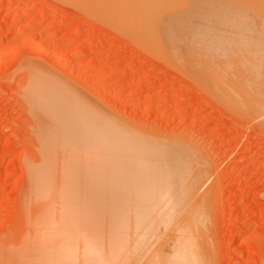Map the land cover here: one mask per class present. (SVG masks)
<instances>
[{"label":"rangeland","instance_id":"obj_1","mask_svg":"<svg viewBox=\"0 0 264 264\" xmlns=\"http://www.w3.org/2000/svg\"><path fill=\"white\" fill-rule=\"evenodd\" d=\"M230 1L233 3L231 8L233 7L234 10L233 8L232 10L234 12L240 10L241 13L242 8L237 6L240 3L237 4V0L235 3L233 0ZM233 5L238 8L236 7V9ZM232 10L231 13H233ZM231 13V16L224 14L228 21L237 15L238 21L240 18L241 22H238L235 17V23L253 25V30L256 28L255 33L262 32L263 34L259 33L260 38H258L259 35L256 33L258 36H255L258 41L253 32L252 35L249 34L251 35L249 36L250 39L244 35L243 37L249 39L251 45H247L249 41H243L242 44L240 40L242 37L238 40L232 36L233 33L227 34L228 37L231 35V38L236 39L231 40L230 37L228 39L229 50L227 49L226 55L230 56L229 53L232 52L234 55L230 59L234 58V61H232L233 59L230 60L232 63L229 64L225 62V65L226 67L229 66L227 68L229 70L232 69V66H236L232 71H229L225 69L226 67H222L224 63L222 66L218 64L219 66L217 65L218 67H213V69L200 62L196 63L197 66L188 64L193 62H187L188 65H183L184 62L179 64L172 61L173 64L169 58L162 57L163 55L157 51L150 50L139 39L136 40V37L121 30L122 28H116L117 25L115 27L114 24L109 23L110 21H105L106 18L103 20V17L99 18V15L91 14L86 8L71 0H0V241H5L1 244L4 246L6 243L8 247L5 246L11 251L14 262H17L15 264H23L24 262V264H35V262L42 264V261L45 264L41 257L42 254L39 252L40 255H35V250L32 251L33 245L36 244L33 241H36L37 238L32 240L31 232L28 233L29 236L27 234L29 230H35L33 224L31 228L30 223H33V220L28 213V202L25 201V198L29 190V175L36 169L37 172L45 175H53V189L59 191L62 189L61 192L70 189L71 192L73 191V197L77 191L85 189L88 193L92 191L97 196L96 198L92 193L88 196L85 192L84 197L87 196L89 200L82 197L83 199L79 200L85 199V201L77 205V196L74 197L76 198L75 203H71L79 207H83L84 203L86 206L90 205L88 208L96 206L95 204L98 206L112 205L111 194L114 192H117L118 199H116L117 201L114 200L113 205H120V207L127 205L136 208L134 214L138 216L140 212L148 208L165 206V199L160 195L161 190L154 186L148 176L137 173L133 169L131 171L120 167L104 170L105 175H103L101 183L96 184L97 186L95 183L91 184L92 188L94 186V191L88 181L85 183L86 181L83 179L84 182L79 183L80 179L74 178L78 173L77 171H80L78 170L79 166L75 162H71L72 160L75 161L74 156L72 155L73 157L70 158L72 160L67 158L70 156H67L69 154L66 150L68 147L62 149L64 144L60 147L61 140L57 133L54 132V129L53 132L50 131L46 120L38 111L34 99L27 94L26 73L29 74L34 68L36 69L34 71L40 70V72L51 75L54 81L63 82L65 86L75 92H73L75 95L77 94L80 98L81 96L84 97L82 99H86V103L89 102L88 104L97 110L99 108L98 111H102V113L100 112L101 115L104 113L107 119L110 118V121L114 119L112 122L118 121L116 124L120 125L119 128L127 129L126 131L133 137L147 140L158 146L162 145V147L167 145L166 147L176 146L179 150L180 147L184 148L186 151L185 154L183 150L184 154L182 155L185 156L183 158H186L184 159V167L187 166L186 168L189 169L187 171L189 175L199 170V180L203 182H199L201 190L193 200V204L204 195L201 205H205V212L208 213V216L207 213H204L207 217L205 218L206 221L202 218L204 214H200L201 211H196L198 221L195 220V225L198 224L196 222H199L197 232L204 231L203 233L208 235V240H206L208 242L205 244V251H207L205 255L208 258H204L206 257L205 252H202L205 248V246H202L203 249L201 247L203 242L201 245L199 244L203 236L206 239V235L202 233L203 236L200 235L201 238L198 240L199 234L197 233L198 236H196L199 255H203L202 258L200 257L202 263L264 264V121L260 117H256L254 110V107L258 106L261 100L259 104L256 101L258 105L250 104L252 101L255 102V96L258 97L261 94V88L256 79L262 78L261 83L263 84L261 86L264 85V71H255L259 67L260 70H264L261 69V66L264 65V57L262 56L264 55V13L259 15L248 11L245 15L242 13L241 15L239 12L236 15ZM250 14L254 17H249ZM221 15L223 16V14L216 16L220 17ZM243 18L247 20V23L245 20L242 21ZM231 21L233 23L234 19ZM244 27L253 31L251 26L245 25ZM249 30L247 31L249 32ZM253 39L256 41L251 42ZM233 41L237 43L241 41L240 44L245 46L242 51L244 47H239L240 45L235 42L239 49L241 48L240 57L239 49H236L238 47ZM231 43L234 45L233 47L231 45L230 48ZM216 45L219 46L218 43ZM252 45L253 49H251ZM246 51L248 55L245 53ZM252 53L253 55H251ZM248 56H252L255 60L252 58L250 61ZM235 59H241V61L237 62ZM239 65L240 70H237ZM252 65L256 68H252L254 67ZM243 66L245 70L240 72L244 68ZM200 67L203 69L200 72L197 70L200 75L206 70L208 71L206 74L213 70L211 79L208 76L205 77L206 80L210 79L209 82L203 80L205 72L203 77L196 73L195 69L201 70ZM262 67L264 68V66ZM218 70L221 73L226 70L231 73L235 70L236 74H234L235 72L230 74L233 79H237L235 77L237 74V76L240 73L247 74L250 80L244 75H240V77H245L248 82L250 81V85H253L252 81L255 80L256 88L246 87L244 84L247 81L244 79V82L241 81L240 77L236 80V83L239 84L236 89H242L240 88V80L243 87L245 86L242 91H246L244 89L253 91V93L252 91L248 92L249 97L246 96L252 101H246L245 96V100L240 97V95L243 96L242 94L246 95V92L242 93L240 90L238 92L236 90L238 94L240 92L239 95H235L236 99L239 98L242 102L235 101V97H233L229 105L230 96L226 104L229 96L227 92L235 80L229 84L228 78L229 82L233 79L230 81L229 76L226 78V74L229 73L225 72L226 74L222 75L227 80V85L223 78L218 75L220 73ZM250 74H252V79ZM218 78H221L224 83ZM214 79L221 80L220 83L223 84V87L224 85L227 87V89L224 87V91L222 86L220 87L223 94L227 90L224 94L225 98L220 92L219 98H217V91L219 90L217 85L220 84L213 85L212 83L216 82ZM212 80L214 81L211 82ZM209 86L212 90L217 87V93L215 91L211 93ZM229 91V93H233L232 89ZM251 93L252 96H250ZM222 97L226 99L224 102L221 101ZM260 98L259 96L257 99ZM236 102L238 104L246 102L244 106L243 104L240 105L242 107L239 106L240 109L243 107L244 109L240 111ZM232 105H235L234 108L231 107ZM261 106L256 107L257 112ZM46 143L48 144L47 147ZM48 148L52 151H48ZM141 148L139 144L133 145V149L137 150L139 154L144 153ZM187 148L191 149L193 159L197 160V167L193 166L196 162L194 163L189 157L190 152ZM62 156L65 157L62 161L63 165L57 162L59 158L61 161ZM191 160L193 164L189 162ZM55 162L57 163L55 164ZM67 162L70 165H66ZM64 165L70 168L72 165L73 168L66 170ZM191 166L193 167L191 168ZM58 175L64 176V178ZM77 175V178L81 176L79 173ZM105 177L106 180H104ZM71 194L70 196H72ZM80 194L83 192L79 193L78 198L81 197ZM91 196L94 200L96 199L95 202L90 198ZM88 201L89 203L86 204ZM85 205L84 207H86ZM89 236L95 237V239H90ZM96 239H103V241H96ZM106 239L109 240L106 235H99L98 238V234L96 236L90 234L86 244L91 246L92 250L97 249L94 250L97 253V251H102L98 249L102 248L101 244L107 242ZM28 240L30 241L27 242ZM31 240L32 243H30ZM95 241L98 242L97 247L95 245L93 248L92 245L96 243ZM99 242L103 243L99 244ZM108 242L109 246L103 245V252L105 249V252L107 250L111 252V249H115L114 243H110V240ZM31 244H33L32 247ZM27 246L30 247L29 250ZM81 248L80 244L75 250H71L67 254L72 258H77L78 255L79 260V253L85 252V250H80ZM35 249L37 250L36 247ZM114 251L116 252V250L111 252L113 257ZM73 252H76L75 256ZM69 255L66 259L69 257V260L72 261ZM109 255L108 258L111 259ZM37 256H39L38 259H36ZM40 258H42L41 262ZM87 262H90V256Z\"/></svg>","mask_w":264,"mask_h":264},{"label":"bare ground","instance_id":"obj_2","mask_svg":"<svg viewBox=\"0 0 264 264\" xmlns=\"http://www.w3.org/2000/svg\"><path fill=\"white\" fill-rule=\"evenodd\" d=\"M71 1L75 2L77 5L83 8H86V10L91 12V14H95V15L97 14V16L99 15V18L103 17L102 18L103 20L106 18L105 21H110L109 23L114 24L115 27L117 25L116 28L119 29L122 28L121 30H124V32H128V34H131V36L136 37L135 38L136 40L139 39L144 44V46H146L150 50L157 51L158 53L163 55L162 57L166 56L167 59L169 58V60H171V63L174 62L181 64L184 62L183 65L184 64L186 65L187 62H193L192 64L191 63L188 64L197 66L198 64L196 63L200 62L209 68L210 67L212 69L213 67L217 68L219 65L222 66L223 63L224 65L227 62H228L227 64L232 63L230 61L232 59H233L232 61H234V58L230 59V57L234 55L232 54V52L231 53L228 52L229 54H231L230 56L226 55L227 54L226 51L228 49V44H229L228 42L229 37L231 40H233L234 38L240 39V37L246 39V40H243L242 38L240 39L243 44L244 42L249 41L250 39L249 36H251L253 33L254 36L255 35L258 36L259 33H262V32L259 33L256 32L258 34L257 35L254 31L256 28L254 30L252 28L253 25L245 24V23L237 24L238 22H241V19L239 18L238 21V17H236L237 16L236 14L238 12L240 13V10L234 12L233 11L234 8L232 7L233 10L231 8L233 3H231L232 1L230 0H71ZM240 1L237 0V4L240 3L237 6L242 8L241 11L242 14L245 15L247 11L255 15L264 13V0H240ZM233 2L235 3L236 1L233 0ZM237 6L234 7L236 8ZM231 10L234 13V15H236L235 17L237 18L238 21L237 23H235L236 21L235 17H233L234 21L232 23L231 20L233 19H230V21H228V19L224 16V14L230 15ZM215 14L216 15L223 14L224 17L222 15L219 17L216 16ZM249 17H254V16H251L250 14ZM245 19L243 18L242 21ZM245 21L247 23V20ZM243 25L244 26L248 25V27L251 26V29L253 31L249 30ZM246 29L249 30V32ZM230 33L236 34V35L232 34L234 38L233 37L231 38V35H229V37L227 36V34ZM244 35H246V37L249 39L243 37ZM256 36L255 38L258 41L260 35L258 38ZM254 39L251 42L256 41ZM241 41L239 42L241 43ZM233 42L235 44L236 41ZM216 43H218L219 46L216 45ZM240 43L237 44L240 45L239 47H244L242 48L243 51L245 49V46L241 45ZM237 44L235 45L238 47ZM231 45L232 43L229 46L230 48ZM247 45H251L250 41ZM239 47L236 49H239ZM240 49L238 51V53L240 52L239 57L241 55ZM251 49H253V45ZM247 51L245 53H247L248 55ZM251 55H253V53ZM236 56L238 55L236 54ZM259 56L260 54L258 55V57ZM262 56L264 57V55ZM249 58L251 61L253 57L250 56ZM236 61L237 62L241 61V59ZM224 65L222 67L225 68L226 65L225 66ZM262 66L261 69H264ZM222 67L220 69H222ZM228 67H226L225 69H227ZM235 67L232 66V69ZM203 68L204 70H206L205 67ZM252 68L255 69L256 67L254 66ZM259 68H257V70L255 69V71H264V70H260ZM200 69L201 70L196 68L195 69L196 73L197 70L199 72L203 70L201 67ZM232 69L231 70L227 69V70L232 71ZM243 69L245 70V67L242 68L240 72H243ZM34 70L36 69L34 68ZM34 70L31 72L29 71L30 72L29 74H27L28 72L26 73L27 94H29L34 99L33 101L35 102V105L38 111L40 112V114L46 120V123L50 131L53 132L54 129L55 130L54 132L57 133V136L61 140L60 147L62 146V144L65 145L64 148L62 149L68 147L66 149L68 150L69 153L67 156L69 155L70 156L67 158L70 159L71 157L74 156L73 158L75 161H73L72 159L70 160H72L71 162H75L79 166L78 170L80 171L77 172L81 176L77 178L78 173H76V177L74 176L75 179L77 180L80 179L79 183L81 181L84 182L85 180L86 181L85 183H87L88 181L90 183L89 185L95 183V186H97L96 184L101 183L103 175H105L103 173L104 170H112L120 167L122 169L131 170V171L133 169L137 173L148 176L150 180H152V183H154V186H157V188L161 190L160 195H162L165 199V206L148 208L140 212L139 216L134 214L136 208L127 205H125L124 207H120V205H113L114 200L118 199L117 192L114 191H113L114 193L111 194V198L113 200L112 205L103 206L104 205L103 204L102 206L101 205L98 206L97 204H95L96 206H93V204L91 203L93 207L88 208L90 207V205L86 206L84 203L86 207H84V205L82 204L81 205L83 207L81 206L79 207L76 205L85 201V199L81 201L83 199L82 197H84L85 195L84 193L87 192L85 191V189H83V191H77V193L83 192V194H80L81 196L80 198H78L79 193L78 194L76 193L77 195L74 194V197L77 196L76 199L73 197V193H72L73 191L71 192L70 189L66 191L68 193L70 191L69 194L64 191L61 192L62 189L60 191L53 189L54 188L53 175H49V174L45 175L43 173L37 172L38 170L36 169V171L31 172V174L29 175V180H28L29 190L25 198V201L28 202V207H27L28 213L31 219L33 220V223L32 222L30 223L31 228L34 225V229H35L34 231L33 229L31 231L29 230L27 234L31 232V237L33 238L32 240L37 238L36 241H33V243L36 242V244L35 245L31 244V247L32 245L34 246L32 251L35 250L36 252L35 255H40L39 254L40 252L42 254L41 257L45 261V264H54V263L58 264V261L59 264H78L79 261H80L79 264H111V262L112 264H204L202 263L203 261H201L203 255L202 256H200L201 254L199 255L198 252L199 249L196 243V236H198L199 234L197 238L198 240L199 238H201L200 235L204 231L198 233L197 227L199 222H196L198 224L195 225V220L198 221L197 220L198 218L196 219V213H197L196 211L197 210L199 212L201 211L200 214L207 213L205 212V208H204L205 205L204 204L201 205V200L204 197V195H202L203 196L202 198L200 197V199H197L196 201L197 203L194 201L195 203L193 204V200L201 190L199 182L202 181L199 180L200 177V174L198 172L199 170H196L194 173L189 175V173L187 172L189 169L186 168L187 166L184 167V161H185L184 159H186L183 158L185 156H182L185 151L184 148L180 147L181 149L183 148L182 149L183 153H182L180 151L181 149L179 150L176 146L166 147L167 145L165 143L166 146L162 147V145L158 146L147 140L144 141L142 139L133 137V135H130V133L126 131L127 129L124 130L119 128L120 125L118 126L116 124V122L118 121L112 122V120H114L112 119L113 117L111 118L112 120L110 121V118L107 119V116H105L104 113L103 115H101L102 111H100L101 112L100 113L98 111L100 110L99 108L97 110V108L89 105L88 104L89 102L86 103V99L85 100L82 99L84 97L81 96L80 98L78 97L77 94L75 95L74 94L75 92L72 91L71 88L70 90L67 86H65L63 82L61 83L60 80L58 79H55L58 81H54L51 75L40 72V70L37 71ZM227 70L225 72H228L229 74H226L225 72L221 73V71H219L221 75L220 73L219 74L216 72L215 73L221 76L222 78H223L222 74L225 73L226 78H228L229 76L231 81L233 78L231 77L230 74L234 73L235 70L234 72L231 73ZM237 70H240V65ZM209 71H211V69ZM212 71L209 72V74H206V72H208L207 70L204 71L205 72L204 77H203L204 72L201 75L199 72L198 73L201 77H203L204 81L209 82L210 79L212 78ZM249 71L252 72V70L250 69ZM216 74L214 75L218 77V75ZM234 74H236V72ZM237 75H235V77L239 79L240 75L243 76L244 74L240 73L239 76ZM250 75L252 79V74ZM206 76H208L210 79L207 77V79L209 80H206L205 78ZM244 76L248 77L247 74ZM237 79L234 78L231 82H229V78H228L229 84H231L235 80L234 83L235 85L233 84V86L235 87L234 90L232 85H231L232 87L229 86L230 89L228 88L229 90L232 89L233 91V93L231 92L232 94L229 93L230 92L229 90L228 92L227 90L225 91L224 94H226V92L227 94H229L227 100L224 99L225 95L221 92L222 90L220 91L221 86H222L221 88H223V91L227 89L225 85L224 87L226 88L224 89L223 84L220 83L222 79L219 81L214 79L216 80V82L214 80L211 81V82L214 81L212 83L213 85L215 84L216 85L220 84V85H217L219 86L218 91L216 90L217 89L216 86H214L216 87V89L213 87L215 90H212L211 86H209L211 89L210 92L211 93L212 91H215V93L218 92L217 98H219V95L222 93L224 98L222 97L221 101L224 102V100H226V104L230 96H231L230 98L231 100L228 102V104L232 102L233 97H235L234 98L235 101L238 100L241 101L238 97H237L238 99H236V96L240 94V92L239 94L237 93L240 89L239 90L236 89L237 85L239 87V84L236 83ZM240 79L241 81H243V79L244 81L246 80L245 77L242 78L240 77ZM223 80L225 82L227 81L224 78ZM223 80L221 82H223ZM248 80H250L249 77ZM241 81L239 80V83L241 85L240 88H242L240 91L242 93L246 92V95L241 93L243 96L240 95V97H243L244 99L246 96L249 97L247 94L249 91L251 92L252 90L248 89L247 91V89H244L246 91H242L243 88H245V86L246 87L252 86L256 88L254 83L255 80L252 81L253 85H250L249 83L250 81L248 82L246 80L247 82H245L246 84H244L245 85L244 87L241 84ZM256 81L259 84L258 86L261 88V94L259 95L261 98L257 99L259 96L258 97L255 96V102H254L246 97V101L251 100L252 101V103H250L251 105L254 103L255 105H258L261 100L262 104L260 103L259 105H262L263 107L261 106L257 112L256 107H259L258 105L254 107L255 108L254 110L257 115L256 117L258 118L260 117L261 120L264 121V109H263L264 85L263 87L261 86V84H263L261 83V81H263L262 78L256 79ZM247 83L249 84L248 86ZM252 93L250 96H252ZM256 101H258V104H256ZM241 102L240 104L236 102V106L238 107V109H240L239 106L243 104ZM245 103L246 102H244V104ZM234 106L232 105L231 107L234 108ZM241 109L243 110L244 107ZM121 128L123 127L121 126ZM134 144H139L142 147L141 149H143L144 153L139 154L137 150L133 149ZM47 146L48 144L46 145V147ZM49 150L51 149L48 148V151ZM190 150L188 149L189 152ZM61 151H65V150H61ZM66 152L67 151H65V153ZM190 155L189 157L193 160L194 163L195 162L196 163L193 164L192 160L189 162H191L193 166L194 165L196 166L197 160L193 159L194 156L192 157V155L191 156ZM64 158L65 157L61 158V161L59 158V161L57 162H60V164L63 165L64 163L62 164V161L64 160ZM57 162H55V164ZM65 164L67 165L69 163L67 162ZM187 165L190 164L187 163ZM193 166H191V168ZM71 167L73 168L72 165ZM196 167L194 168V170L196 169ZM72 168L67 166L65 167L66 170H70V169L72 170ZM93 171H100V172L95 173ZM68 175L70 176V174ZM133 175H137V174H133ZM58 176L64 178V176H60V175ZM104 180H106V177ZM92 189L94 191V186ZM91 193L87 192L86 195L89 196V194ZM70 194L72 196H70ZM92 195H94L97 198L95 194L92 193ZM92 197L93 196H91L90 198ZM84 198H86V200L87 199L89 200L87 196H85ZM75 199L76 201H78V203H76V205H73L71 202H74ZM88 203L89 201L86 202V204ZM206 210L208 211L209 209ZM202 216H203L202 218H204L203 220L207 221V219H205L207 218L205 217V214ZM94 233H96V235L98 234V238L99 235H106L111 241L110 243H114L115 249H111V252L113 250H116V252L114 251L115 252L114 257L113 255H111V252H109L108 250L107 251L109 253L106 251L107 254H104L106 253L105 248L103 252L102 249L103 245L109 244L108 242L109 240L107 239L106 240L108 244L107 242L105 244H101L103 242H99L102 248H99L98 250H102V251H97V253L96 251L94 252V250L97 249L92 250L90 248L91 246H88L86 244L88 235L92 234L93 236H96L94 235ZM203 235L206 234L203 233ZM28 236L27 238L29 239ZM207 236L208 235L205 236L206 239H204V236L202 237L205 240V243L203 239L199 241L200 245L202 244L201 242H203L204 244V245L202 244L201 247L205 246L204 249L202 247V249L204 250V251L202 250V252H205L204 255L207 253V251H205L206 249L205 244L208 242L206 241L208 240ZM91 237L92 236H89L90 239H95V237L94 238ZM103 239L105 238L103 237ZM103 239L102 240L96 239V241L97 240L103 241ZM32 240L30 243H32ZM29 241L30 240H28L27 242ZM92 241L93 240H91V242ZM1 242L2 241H0V244ZM4 242L5 241H3L2 244ZM97 243L98 242H96L94 245H92V243L90 244L94 248ZM80 244L82 247L80 250H85V252L83 251V253H81L82 252L81 251L79 253V260H78V255L77 258L73 257L75 258V261L78 262L76 263L75 261H73V258L67 253L71 250H75ZM85 244L86 246L84 248ZM5 245L6 243L4 244V246ZM4 246L2 248L0 247V264L17 263L14 262V257L11 251L9 250V248H6L7 245L5 247ZM27 247L29 250L30 247L29 246ZM35 247L37 248V250L35 249ZM98 252L101 253L99 254ZM30 254L29 256H31ZM75 254L76 252L74 253V256ZM68 255L70 256V258H72V261L69 260V257L68 259H66ZM108 255L112 260L108 258ZM89 256H90V262H87L89 260ZM205 256L206 257L204 258H208L207 255ZM104 257L106 258L104 259ZM30 258L32 259V257ZM38 258L39 256L36 257V259ZM42 258L39 259L40 262L42 261ZM107 258L109 259V261H107L108 260ZM36 263L37 262H35V264ZM41 263L43 264L44 262L42 261Z\"/></svg>","mask_w":264,"mask_h":264}]
</instances>
